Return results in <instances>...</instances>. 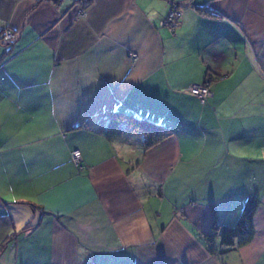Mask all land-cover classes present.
<instances>
[{
	"label": "crops",
	"instance_id": "obj_1",
	"mask_svg": "<svg viewBox=\"0 0 264 264\" xmlns=\"http://www.w3.org/2000/svg\"><path fill=\"white\" fill-rule=\"evenodd\" d=\"M175 1L0 0V264H264V0Z\"/></svg>",
	"mask_w": 264,
	"mask_h": 264
},
{
	"label": "trees",
	"instance_id": "obj_2",
	"mask_svg": "<svg viewBox=\"0 0 264 264\" xmlns=\"http://www.w3.org/2000/svg\"><path fill=\"white\" fill-rule=\"evenodd\" d=\"M205 83L209 82L206 81ZM129 118L132 119V128L135 131L140 132L144 136L146 148H150L155 144L161 142L169 134L168 129L165 128L162 124H158L150 120L134 117L131 115L129 116ZM115 124L114 126H110V128H108L106 131V136L110 140L115 138L119 133H121V130H123L118 128L117 124ZM258 203L259 200L256 197H251L247 203V209L242 215L239 223L235 227H225L222 230V237L220 241L221 243L219 244L220 248H218L217 245L214 246L212 244L214 242V237L216 234L206 237L208 243L212 244L209 248L212 253L225 252V249L221 248V246H233L234 237L241 232H247L248 236L243 239L240 244L246 243L251 239L253 235L252 214L254 213V210Z\"/></svg>",
	"mask_w": 264,
	"mask_h": 264
},
{
	"label": "built area",
	"instance_id": "obj_3",
	"mask_svg": "<svg viewBox=\"0 0 264 264\" xmlns=\"http://www.w3.org/2000/svg\"><path fill=\"white\" fill-rule=\"evenodd\" d=\"M40 1V0H34ZM85 1V0H83ZM169 10L167 16L163 19L162 25L168 27L170 30L174 31L179 25L183 15V7L192 6L190 2L181 3L175 0H168ZM81 12L84 14V8L82 7ZM0 39L4 43H10L15 39V33L6 28L0 33ZM188 92L200 99L202 103L206 102V99L212 95L211 90L208 86V83L193 85L188 89ZM72 160L75 165L79 168L83 167L82 165V156L79 149L72 151Z\"/></svg>",
	"mask_w": 264,
	"mask_h": 264
}]
</instances>
